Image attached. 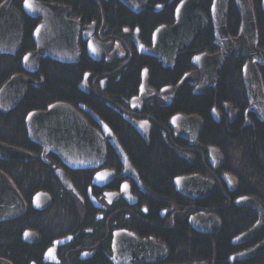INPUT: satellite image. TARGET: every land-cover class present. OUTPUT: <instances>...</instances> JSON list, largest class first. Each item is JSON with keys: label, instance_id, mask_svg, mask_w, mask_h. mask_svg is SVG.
Masks as SVG:
<instances>
[{"label": "flooded vegetation", "instance_id": "flooded-vegetation-1", "mask_svg": "<svg viewBox=\"0 0 264 264\" xmlns=\"http://www.w3.org/2000/svg\"><path fill=\"white\" fill-rule=\"evenodd\" d=\"M21 1L23 2V0ZM84 1L86 2L84 8L78 5L75 0L43 3L57 4L70 9L67 19L76 23V25L78 24L79 35L77 44L81 52V58L79 63L73 66L85 69L82 81L78 85L79 91L88 97L85 101L104 103L123 120V116H129L136 120L149 121L147 120L148 103H174L186 86L175 98H161L157 93L165 88L176 87L185 74L195 71L196 67L192 64L194 56L201 54L214 55L219 51L218 47L214 44L210 12L205 13L201 10L200 0L198 9L208 20L207 30L189 48L179 52L181 57L176 59L173 68H165L159 59L141 52L142 50L148 52L154 48V34L160 28H173L175 26L176 9L183 0H133L131 3L132 8L126 5L125 0ZM22 16L24 19V14ZM25 18H28L31 23V33L27 53L24 56L36 51L37 46L33 33L41 22V19H34L26 15ZM209 31L212 32L213 46L217 49L213 52L214 54L206 52L204 43L201 41ZM92 48H94L95 52L93 55H90L89 50ZM47 60L49 59L40 60L39 70L34 74L25 73L21 61L22 73L15 75H25L33 82L42 83L43 85V87L29 85L22 101L26 97L28 88L43 89L45 87V79L41 74L40 67L41 63ZM139 62H141V65L144 64V66L140 74L138 94L125 101L124 106L117 103L116 106L118 107H113L109 104L110 101L105 95L110 91L111 85L109 83L114 76H116L115 82H118L120 80L119 74L124 71L126 72L129 66ZM185 63H188L189 66L179 68V66ZM152 64L157 65L158 69L168 74L175 72L176 76H169L167 79L155 81L152 69L149 67ZM144 70L148 72V86L152 91H155V94L144 99L142 107L137 105L132 107L129 105V102L140 94ZM220 73L218 74V78ZM85 80L87 87L81 90L80 87ZM187 86L191 88L194 95V88L189 85ZM216 90L209 92L215 93ZM243 90L246 99L245 103L242 102L241 105L236 103L237 106H234L227 102H221L213 107L210 115L213 121L214 119L216 120L214 123L223 124L226 129L235 131H242L248 128L254 130L256 124L264 123L260 122L255 114L248 112L249 103L244 84ZM225 104H230L233 108L227 109ZM81 105L87 107L101 118L86 103L76 102L75 106H71L86 119L91 128L101 132L100 125L85 110L80 108ZM48 107L32 110L30 113L34 111L45 112ZM213 111H218L219 114L213 116ZM101 119L103 120V118ZM169 122L168 125L170 126ZM105 123L118 138L114 128L107 122ZM152 125L154 126V124ZM170 128L173 138L169 141L173 144V149L184 155L183 157L188 164L192 165L195 158L194 153L200 149L198 145L199 139L197 143L191 144L177 138V130L171 126ZM132 130L131 132H134L139 139L147 143L133 128ZM154 130L155 126L150 132V136ZM29 142L31 143V149L29 150L7 146L25 151L32 154L35 158L29 159L27 162L0 160V171L10 179L21 196L22 206L24 204L23 212L16 215L13 219L0 222V244L5 242L15 244L16 239H18L19 242L27 247L29 252L34 250L33 254H29L31 255L29 256V260L22 263L18 255L12 254L9 260L12 264H193V262L176 263L170 253L164 260H160V250L157 255L154 253V256H143L130 247L134 244L142 243L149 246L152 244L151 247L153 248L154 245L160 248L162 244L168 251L169 247L163 240L162 232L174 230L178 223V217L186 216L187 222L185 223L187 224L189 234L192 232L197 236L212 237L222 231L213 235H202L195 232L189 223L190 216L196 214L197 210L198 212L199 210L201 211L196 205L207 199L191 201L175 191L187 202L186 207L179 206L177 204L178 199L176 200L175 198L164 197L163 201L162 196L159 194L153 195L148 187L143 184L139 171L133 164L138 180L132 177H121L124 167L109 143H107L105 164L102 167L99 169H82L77 165V169H75L66 166L52 152L43 156L44 149L33 143L30 139ZM184 143L187 144V147L183 146ZM208 148H205L207 151L206 171L201 174L194 173L189 175L196 174L212 180L215 186L211 196L219 190L224 191V189H227L228 192L235 191L236 181L234 177L222 170L225 165V157L222 165L218 167L214 166L210 163ZM111 153L115 156V162L109 161ZM57 171H63L68 176L74 190L70 191L62 185L56 176ZM100 173L103 175L96 180V176ZM50 176H53L52 180H50ZM231 178L232 181L230 180ZM51 183L54 186H51ZM124 194H127L129 198H126ZM258 236L244 245L236 246V251H245L264 240L263 238L256 241ZM233 239L231 240L232 246ZM135 257L152 258V260H138L134 259ZM246 261H235V263ZM194 263L209 264L207 261Z\"/></svg>", "mask_w": 264, "mask_h": 264}, {"label": "water", "instance_id": "water-1", "mask_svg": "<svg viewBox=\"0 0 264 264\" xmlns=\"http://www.w3.org/2000/svg\"><path fill=\"white\" fill-rule=\"evenodd\" d=\"M18 0H5L0 4V56H16L20 51L24 38V22L21 13L15 8ZM133 0H125L132 8ZM230 0H213L210 19L214 34V44L219 51L214 55L201 54L192 59L196 70L185 74L176 87L165 88L157 93L161 98H175L182 89L189 85L194 88L195 96H203L219 85L218 74L227 59H246L243 67V84L249 103L248 112L256 115L264 122V84L259 67L264 68V51L258 47L259 36L253 2L250 0H233L239 12L241 26L238 36H230L227 28L228 5ZM199 0H183L176 9V24L173 28H160L154 34L155 46L152 50L141 53L159 59L165 68H173L180 51L189 48L192 43L203 35L208 27L207 18L199 11ZM23 11L31 18L41 19L33 33L37 49L24 56L23 70L26 73H37L41 59H49L62 65H77L81 58L78 40V24L67 19L70 9L57 4H45L39 0H24ZM264 13V0H262ZM140 48V47H139ZM94 48L89 50L93 55ZM29 85L43 87L42 83L33 82L25 75H14L0 89V112L7 114L14 110L25 96ZM86 80L81 90L86 88ZM155 94L148 86V72L144 70L140 94L133 98L129 105L142 107L143 100ZM170 95V96H169ZM232 109L230 104H225ZM85 110L101 127V132L90 127L86 119L69 104L54 103L45 112L34 111L26 118L29 139L44 149L43 156L49 152L56 154L66 166L77 169H99L105 164L107 143L119 158L124 172L121 177L137 179L127 153L118 138L108 125L93 111L85 106ZM213 116L219 114L212 112ZM214 118V117H213ZM125 121L146 141L149 142L150 132L154 126L145 120H136L125 116ZM218 121V120H217ZM170 126L177 129L176 137L189 143H197L204 122L198 116L175 115L170 119ZM210 163L220 166L224 158L217 148H208ZM35 158L20 149L0 143V160H15L27 162ZM80 165V166H79ZM114 174V172H112ZM103 174L96 176L98 180ZM56 176L62 185L72 191L73 185L63 171H57ZM95 180V183H96ZM232 181V178L230 179ZM175 191L191 201L205 200L214 192L215 183L200 175L181 176L173 181ZM129 198L127 194H124ZM22 199L10 179L0 171V222L13 219L24 211ZM236 206L251 209L257 216V221L249 230L232 241L233 246L244 245L259 235L264 227V204L253 196H244L236 200ZM193 230L202 235L217 234L222 230L220 218L215 214L199 212L189 218ZM152 244L137 243L130 248L143 256H154L160 250V260L167 256V248L160 245L154 252ZM264 250V240L254 247L233 256L230 261H246ZM162 253V254H161ZM157 257V258H158ZM138 260L151 261L152 258L135 257ZM0 264H12L0 258ZM207 264V263H193Z\"/></svg>", "mask_w": 264, "mask_h": 264}, {"label": "trees", "instance_id": "trees-1", "mask_svg": "<svg viewBox=\"0 0 264 264\" xmlns=\"http://www.w3.org/2000/svg\"><path fill=\"white\" fill-rule=\"evenodd\" d=\"M3 1L0 0V4ZM40 1L61 2V0ZM200 1L201 10L209 13L213 0ZM250 1L254 5L259 48L264 50L262 0ZM21 2H16L15 7L23 15ZM75 2L83 8L86 5L84 0H75ZM24 25V41L20 52L13 57H0V88L11 76L22 73L21 61L27 53L31 33V23L28 18H25V15ZM240 26L239 12L234 1L230 0L227 17L229 34L233 37L238 36ZM201 41L204 43L206 52L214 54L213 52L217 49L213 46L212 32L209 31ZM244 64L245 59H228L219 75L220 86L215 93L209 92L204 96L196 97L191 88L186 86L174 103H148L147 120L154 124L155 130L150 136L149 144H147L139 139L134 132H131L132 128L126 121L113 113L106 104L85 101L88 97L78 89L85 69L47 60L42 62L40 67L41 74L45 79V87L43 89L28 88L25 99L16 110L9 114L0 113V143L29 150L31 143L27 136L25 119L30 111L46 108L56 102L72 106H75L76 102L86 103L114 128L132 164L139 171L143 184L148 187L151 193L153 195L159 194L163 197V201L164 197L178 199L177 204L183 207L187 206V202L175 192L173 180L183 175L204 173L207 166L205 148L215 147L219 149L225 157V165L222 170L234 177L236 190L231 192H228L227 189L219 190L211 198L199 202L196 206L201 211L216 213L222 221V231L212 237L197 236L192 232L189 234L185 216L178 217V223L174 230L163 231L162 237L170 248L171 256L176 263L207 261L209 264H229L228 258L235 251L231 245V240L251 228L257 220L256 214L252 210L237 208L234 201L240 196H256L264 203V123L256 124L254 130L251 128L242 131L228 130L223 124L214 123L210 111L217 103L227 102L237 106V104L241 105L242 102H246L242 81ZM143 66L144 64L141 65V62L129 66L126 72L119 74L120 80L118 82H115L116 76L112 78L109 83L111 85L110 91L105 94L110 101L109 104L115 108L118 107L116 106L117 103L124 106L125 101L138 94ZM185 66H189V64L185 63L179 68ZM149 67L152 69L155 81L176 76L175 72L168 74L161 71L155 64ZM259 71L264 84V68H259ZM178 114L199 116L205 123L198 142L200 149L194 153L195 158L192 165L188 164L183 157L184 155L173 149V144L169 141L173 138V134L168 122ZM183 146L187 147V144L184 143ZM193 147L195 148V146ZM115 160L114 154L111 153L109 161L115 162ZM52 179L53 176H50V180ZM263 238L264 228L256 241ZM33 251L29 252L27 247L18 239H16L15 244L10 242L0 244L1 258L10 260V256L15 254L19 256L21 263L27 262L31 256L29 254H33ZM234 264H264V251L249 261Z\"/></svg>", "mask_w": 264, "mask_h": 264}, {"label": "bare ground", "instance_id": "bare-ground-1", "mask_svg": "<svg viewBox=\"0 0 264 264\" xmlns=\"http://www.w3.org/2000/svg\"><path fill=\"white\" fill-rule=\"evenodd\" d=\"M245 65V64H244ZM244 67V66H243ZM242 81H243V70H242ZM125 116H123V118H124ZM129 117V116H128ZM125 120V119H124ZM214 121L216 122V120L214 119ZM121 144V143H120ZM123 147V146H122ZM209 148H215V147H209ZM125 150V149H124ZM126 152V151H125ZM221 152V151H220ZM127 153V152H126ZM128 155V154H127ZM129 157V156H128ZM130 159V158H129ZM210 160V159H209ZM131 161V160H130ZM132 163V162H131ZM241 197H244V196H240V197H238V198H241ZM253 197H256V196H253ZM238 198H236V200L238 199ZM256 198H258V197H256ZM259 199V198H258ZM236 200L234 201V204H235V206H236ZM262 201V200H261ZM263 203V202H262ZM264 204V203H263ZM237 207V206H236ZM237 208H239V207H237ZM240 209H242V208H240ZM199 212H204V213H206V214H208V215H210V214H215V215H217L216 213H210V212H205V211H199ZM198 211H197V213H199ZM194 215V214H193ZM193 215H191V216H193ZM190 216V217H191ZM218 216V215H217ZM219 217V216H218ZM221 220V219H220ZM257 221V220H256ZM221 223H222V221H221ZM256 223V222H255ZM254 223V224H255ZM254 224L252 225V226H254ZM223 226V225H222ZM251 226V227H252ZM263 231V229L261 230V232ZM260 232V233H261ZM233 248H235V251H234V253L233 254H231L230 255V257L228 258V263L229 264H232V262L230 261V259L233 257V256H235V255H238V254H240L241 252H239V251H236L237 249V247L236 246H233ZM154 249H157V247L154 245ZM246 250H248V249H246ZM243 252V251H242ZM167 253L169 254H171V250H170V248L168 249V251H167ZM261 253V252H260ZM259 253V254H260ZM162 254V253H161ZM258 254V255H259ZM258 255H256L255 257H257ZM255 257H253V258H255ZM235 262H233V264H234Z\"/></svg>", "mask_w": 264, "mask_h": 264}]
</instances>
